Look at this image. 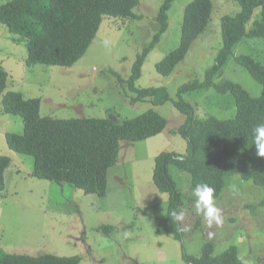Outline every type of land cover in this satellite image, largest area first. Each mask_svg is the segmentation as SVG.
I'll return each mask as SVG.
<instances>
[{
    "label": "rangeland",
    "instance_id": "obj_1",
    "mask_svg": "<svg viewBox=\"0 0 264 264\" xmlns=\"http://www.w3.org/2000/svg\"><path fill=\"white\" fill-rule=\"evenodd\" d=\"M11 0H0L4 5ZM193 0H173L167 12V29L146 56L135 87H164L170 100L162 105L149 102L131 104L135 94L120 86L110 71L127 80L138 54L159 31L156 20L164 0H139L133 9L134 20L103 16L99 29L83 57L70 68L26 65L25 42H13L12 35L0 24V65L7 72V91L20 92L24 98H39V115L55 120H126L154 110L166 121L164 131L140 142L122 141L117 162L107 172L104 197L84 195L65 183L58 184L30 176L31 156L11 151L6 133L22 134L19 116L2 111L0 95V156L10 159L5 171V190L0 194V251L24 254L79 256V264H188L185 256H198L205 242L214 245V254L235 245L243 264H264V205L262 191L234 174L215 199L223 223L208 227L194 211V202L184 195L190 176L175 167L169 173L180 190L185 214L183 235L176 240L157 233L165 218L167 194L160 193L152 181L154 159L162 152L186 155L187 143L174 132L185 117L173 106L179 88L191 81H202L222 47L221 19L240 12L236 0H210L212 14L205 32L192 44L168 77L159 75L155 66L180 43L185 6ZM256 9L248 31L259 18ZM248 55L264 63V40L243 39L233 56L217 75L239 84L250 96L258 97L262 87L235 63V57ZM183 99L194 108L195 118L214 116L220 120L234 116L230 95H217L213 89ZM100 226H113L106 235Z\"/></svg>",
    "mask_w": 264,
    "mask_h": 264
},
{
    "label": "trees",
    "instance_id": "obj_2",
    "mask_svg": "<svg viewBox=\"0 0 264 264\" xmlns=\"http://www.w3.org/2000/svg\"><path fill=\"white\" fill-rule=\"evenodd\" d=\"M240 12L221 19L222 47L213 65L202 81L194 80L182 85L173 101L174 108L185 120L174 132L187 143L186 155L162 152L154 159L152 181L156 189L168 196L165 218L157 226V233L181 240L183 231H176L168 214L182 212L183 197L169 173L175 167L190 176V188L207 183L215 189L217 199L227 186V179L239 174L244 182L258 187L264 205V157L256 155L252 144V128L264 122V63L251 56L235 57L249 76L262 87L258 97L250 96L239 84L225 78L215 82L217 75L233 56L234 48L243 39L264 40V0H236ZM173 0H164L156 20L159 31L136 57L127 80L110 71L122 87L126 85L135 94L131 104L149 102L162 105L170 100L166 88L138 89L141 67L148 53L167 29V12ZM139 0H11L0 5V24L12 33L13 42H25V64H41L70 68L77 63L91 45L103 16L134 20L133 9ZM256 19L247 31L246 24L253 12ZM212 14L210 0H193L185 6L180 43L155 66L156 72L168 77L184 60L191 44L207 29ZM138 19V18H137ZM8 74L0 65V95L2 111L19 116L23 121L22 134L4 135L8 148L34 160L30 176L58 184H67L84 195L104 197L107 172L116 162L122 141L140 142L161 134L167 121L154 110L126 120L69 119L55 120L39 115L40 99L24 98L20 92L7 91ZM213 89L217 95H230L234 116L220 120L214 116L195 118L194 108L183 99L201 91ZM10 166L7 156H0V194L5 190V171ZM182 226V225H181ZM183 228V226H182ZM99 231L109 235L113 226H100ZM79 256L61 257L52 254L24 255L0 251V264H79ZM188 264H243L235 245L214 254V245L205 242L198 256H185Z\"/></svg>",
    "mask_w": 264,
    "mask_h": 264
},
{
    "label": "clouds",
    "instance_id": "obj_3",
    "mask_svg": "<svg viewBox=\"0 0 264 264\" xmlns=\"http://www.w3.org/2000/svg\"><path fill=\"white\" fill-rule=\"evenodd\" d=\"M252 144L255 146L256 155L264 157V122L256 124L252 130ZM215 189L207 183H197L190 190L185 189L184 195L194 202V211L201 216L208 227L223 223L221 209L216 205L214 197ZM171 221L176 231H183L182 222L185 220L183 212L171 211Z\"/></svg>",
    "mask_w": 264,
    "mask_h": 264
},
{
    "label": "crops",
    "instance_id": "obj_4",
    "mask_svg": "<svg viewBox=\"0 0 264 264\" xmlns=\"http://www.w3.org/2000/svg\"><path fill=\"white\" fill-rule=\"evenodd\" d=\"M5 176V175H4ZM4 182H5V180H4Z\"/></svg>",
    "mask_w": 264,
    "mask_h": 264
}]
</instances>
